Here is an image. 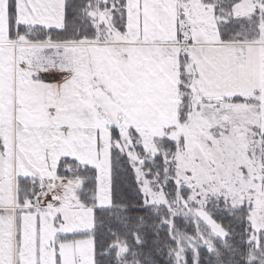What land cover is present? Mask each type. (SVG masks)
Returning <instances> with one entry per match:
<instances>
[{
    "label": "snow or ice",
    "instance_id": "snow-or-ice-1",
    "mask_svg": "<svg viewBox=\"0 0 264 264\" xmlns=\"http://www.w3.org/2000/svg\"><path fill=\"white\" fill-rule=\"evenodd\" d=\"M159 257L264 264V0H0V264Z\"/></svg>",
    "mask_w": 264,
    "mask_h": 264
},
{
    "label": "trees",
    "instance_id": "trees-1",
    "mask_svg": "<svg viewBox=\"0 0 264 264\" xmlns=\"http://www.w3.org/2000/svg\"><path fill=\"white\" fill-rule=\"evenodd\" d=\"M115 181L117 187L116 204L120 208H124V207L128 208V211L116 213V215L124 216V217H132L133 220L131 221V226L135 228L138 226L139 218L145 216V212L142 210L140 198L137 196L134 176L122 171L120 174H118L115 177ZM146 223L148 227L145 229V231L149 232L148 246H151L152 244V237L150 235L151 222L148 221ZM177 223L182 228L188 227L187 223L184 221L183 218L178 219ZM225 223H227V220L225 221ZM157 264H165L164 257H159Z\"/></svg>",
    "mask_w": 264,
    "mask_h": 264
},
{
    "label": "crops",
    "instance_id": "crops-1",
    "mask_svg": "<svg viewBox=\"0 0 264 264\" xmlns=\"http://www.w3.org/2000/svg\"><path fill=\"white\" fill-rule=\"evenodd\" d=\"M51 75L58 80L61 77V73H59L57 70H53Z\"/></svg>",
    "mask_w": 264,
    "mask_h": 264
},
{
    "label": "rangeland",
    "instance_id": "rangeland-1",
    "mask_svg": "<svg viewBox=\"0 0 264 264\" xmlns=\"http://www.w3.org/2000/svg\"><path fill=\"white\" fill-rule=\"evenodd\" d=\"M182 218V217H181Z\"/></svg>",
    "mask_w": 264,
    "mask_h": 264
}]
</instances>
